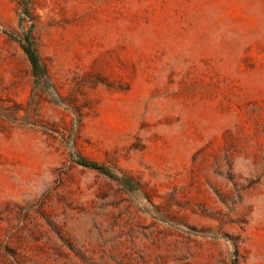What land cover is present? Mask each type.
<instances>
[{"label": "rangeland", "instance_id": "1", "mask_svg": "<svg viewBox=\"0 0 264 264\" xmlns=\"http://www.w3.org/2000/svg\"><path fill=\"white\" fill-rule=\"evenodd\" d=\"M0 264H264V0H0Z\"/></svg>", "mask_w": 264, "mask_h": 264}, {"label": "trees", "instance_id": "2", "mask_svg": "<svg viewBox=\"0 0 264 264\" xmlns=\"http://www.w3.org/2000/svg\"><path fill=\"white\" fill-rule=\"evenodd\" d=\"M4 35L11 37V34L3 31L2 32ZM20 47L23 51V53L26 56V59L28 60L29 64H30V68H31V74L34 78L38 79V80H46L47 79V74L46 71L44 69V67L41 64L40 58L37 54L36 49L33 46V43L31 42V39L29 36H26L24 38V40L22 42H20ZM77 164L88 168V169H92L95 170L107 177H110L116 181H118L121 185L124 186H128L129 188H135V184L130 181L127 178H116L115 176H113V174L105 167L103 166H99L93 162H89V161H85V160H79L77 161Z\"/></svg>", "mask_w": 264, "mask_h": 264}]
</instances>
